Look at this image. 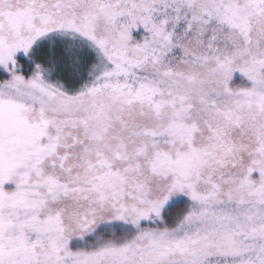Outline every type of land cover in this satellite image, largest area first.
Wrapping results in <instances>:
<instances>
[{
	"label": "snow or ice",
	"instance_id": "obj_1",
	"mask_svg": "<svg viewBox=\"0 0 264 264\" xmlns=\"http://www.w3.org/2000/svg\"><path fill=\"white\" fill-rule=\"evenodd\" d=\"M0 264H264V0H0Z\"/></svg>",
	"mask_w": 264,
	"mask_h": 264
}]
</instances>
